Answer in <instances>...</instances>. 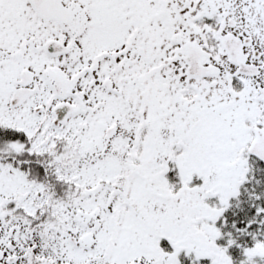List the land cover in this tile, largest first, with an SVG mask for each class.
I'll use <instances>...</instances> for the list:
<instances>
[{
  "label": "snow or ice",
  "instance_id": "obj_1",
  "mask_svg": "<svg viewBox=\"0 0 264 264\" xmlns=\"http://www.w3.org/2000/svg\"><path fill=\"white\" fill-rule=\"evenodd\" d=\"M0 264H264V0H0Z\"/></svg>",
  "mask_w": 264,
  "mask_h": 264
}]
</instances>
